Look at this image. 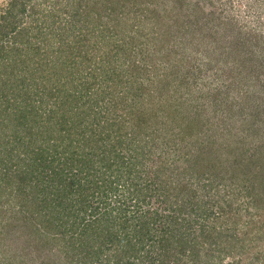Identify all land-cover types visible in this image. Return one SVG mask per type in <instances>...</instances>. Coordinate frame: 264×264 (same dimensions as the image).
Masks as SVG:
<instances>
[{
    "label": "rangeland",
    "instance_id": "1",
    "mask_svg": "<svg viewBox=\"0 0 264 264\" xmlns=\"http://www.w3.org/2000/svg\"><path fill=\"white\" fill-rule=\"evenodd\" d=\"M68 56L69 77L96 79L83 106L110 158L86 157L111 189L81 192V225L48 228L15 185L35 142L0 131V264H264V0H0V83L32 67L41 116ZM74 137L58 155L83 157L93 139ZM88 218L92 248L70 246Z\"/></svg>",
    "mask_w": 264,
    "mask_h": 264
},
{
    "label": "trees",
    "instance_id": "2",
    "mask_svg": "<svg viewBox=\"0 0 264 264\" xmlns=\"http://www.w3.org/2000/svg\"><path fill=\"white\" fill-rule=\"evenodd\" d=\"M72 31L70 32L72 33ZM70 59L71 56L65 57V60L67 61H64L62 83L59 82L55 84L57 85L55 89L57 88L59 93L54 92L55 97L53 98V104L46 108L47 111L42 116L41 111L38 110L39 102L37 101V103L35 99V95L42 91L41 87L39 85L33 87L31 85L25 86L23 81L25 75L28 77L25 84L28 83V79L33 77L31 74L32 72L30 71L33 70L32 67H26L28 74H25V71H22V74L20 72L17 75L14 71H8L3 74V81L0 83V131L4 132V129L9 126L13 137L15 138L17 136V142L27 138L30 142H35L33 147H30L31 149L26 145L23 149H27L25 151H27V155L29 154L33 159L31 161L36 160L37 163L33 162L35 163L33 167L27 165L25 167L26 171L25 169L22 170V174L19 173L16 178V181L19 184L15 185H20L19 190L21 191L23 190L25 183L31 185V188L27 189V193H31V199L35 200L37 198L36 202H38V204L35 205L36 210L40 206L47 208L50 212V218H45V224L48 228L52 225L53 215H55V217L58 216V218L60 215L64 216L63 220L66 223L69 220L68 217L72 216L69 225L73 226L74 223L76 226L81 225L77 221L78 213H72L77 209V207H75V202L81 192L83 191L82 196H87L88 190L92 185H95L96 187L99 186L102 194L105 195L107 194V191L111 189L110 182H108L109 179L105 181L102 180L100 183L96 184L97 176L95 172H92L91 168L93 165L94 153L97 160L100 161V165L106 163L110 158L109 153L103 154L105 152V147L100 146L97 142L96 150L92 149L94 146V140L97 141V137L100 138V135H95L96 133L93 130L91 123L92 118L95 116V111L93 110L91 102L88 104L86 103L85 107L83 106L85 100L82 98L87 96L89 88H91L96 79H94L93 76L82 78L81 75L69 77L68 72L72 73V68H69L71 70H67V65L72 64V66H74L73 71L75 68L77 70L80 69V60L78 59L79 62L75 61L71 63ZM78 63L79 65L76 67V64ZM50 70H54V68ZM107 73L106 71H103L100 75V80L104 82L106 87H108V80L110 77ZM15 75L16 78H14ZM100 96L102 97L103 94H100ZM114 122L116 121L108 120L106 121L105 126L110 127V124L112 125ZM9 123H11V125H9ZM110 132L111 127L109 129L106 128V130L104 129L102 134L108 135ZM77 133L83 136V138L86 134L87 137L93 139L92 143L91 140L85 142L87 151L84 150L85 152H81L83 157H76V155H73L74 151L72 150L68 153L66 152V157L58 155L64 154V149L68 143L71 144L73 139H78L74 137ZM56 138L58 141L55 140ZM1 140L3 139H0V142ZM62 140L64 143L63 146L60 147L59 142ZM84 140L86 139L84 138ZM97 148H99V150H97ZM90 153L93 154L86 157V154ZM9 155L11 154L9 153ZM83 159L84 163H80L79 161ZM0 160L1 165L4 167L2 171L3 175L0 177V184L2 185L5 183V180L9 182L8 177L10 175L6 176L4 172H7L6 168L8 169L10 166H7L3 156ZM36 167H39L40 169L35 170ZM14 174L17 173H13V175ZM35 183L41 185L37 186ZM90 183L92 184L90 185ZM33 184L35 186L34 188ZM61 185L63 186L61 187ZM38 187H40L41 190L39 198L37 194L39 192ZM45 187L49 188L45 190ZM50 190H52L50 195L52 194L55 197H47L46 192ZM22 192L25 195L24 190ZM88 219L87 226H82L83 228L80 229V232L76 233V231H73L74 234H71V239L69 240L70 246H73V243L79 241L82 246L83 244H87L88 247L92 248L93 245H90L89 243L95 241V238H91L92 232L88 228L92 230V221L94 223V220L90 218ZM52 232L56 231L53 230ZM103 239H106V236L103 237ZM93 249L94 251L97 250L95 247H93ZM90 251L92 252V249ZM94 256L97 257L98 253ZM105 263H107V260L101 262V264Z\"/></svg>",
    "mask_w": 264,
    "mask_h": 264
}]
</instances>
